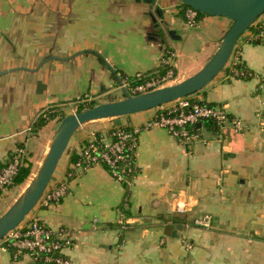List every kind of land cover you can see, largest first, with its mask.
I'll list each match as a JSON object with an SVG mask.
<instances>
[{"label": "crops", "instance_id": "obj_1", "mask_svg": "<svg viewBox=\"0 0 264 264\" xmlns=\"http://www.w3.org/2000/svg\"><path fill=\"white\" fill-rule=\"evenodd\" d=\"M185 9L180 0H0V164L18 146L32 160L43 156L60 122L56 116L37 126L49 107L59 109L82 93L91 96L89 105L123 99L110 94L128 77H153L170 65L175 82L198 71L232 20L200 16L190 27ZM161 20L168 26L157 27ZM234 50L246 78L234 75L230 59L190 98L224 107L243 121L241 131L199 122L197 138L187 143L163 128L142 131L129 184L102 166L74 161L90 133L140 127L158 108L74 133L50 181L65 183L67 193L28 216L73 232L64 251L73 264H264V43L244 33ZM31 140L34 151L26 147ZM177 201L187 203L185 213L175 211ZM204 214L212 217L209 228L193 223ZM0 264L33 262L13 259L0 243Z\"/></svg>", "mask_w": 264, "mask_h": 264}, {"label": "built area", "instance_id": "obj_2", "mask_svg": "<svg viewBox=\"0 0 264 264\" xmlns=\"http://www.w3.org/2000/svg\"><path fill=\"white\" fill-rule=\"evenodd\" d=\"M185 20L188 26L194 27L198 19V11L189 6L186 7ZM253 28L245 32L250 41L264 43V13L252 24ZM172 55V53H170ZM238 54L233 51L230 59L237 60ZM164 65H170L164 60ZM236 77L243 75V72L234 71ZM177 74L171 65L163 74L144 77L141 74L135 76V81L128 78L121 83V88L128 95L141 94L176 81ZM92 98L85 94L76 97L75 103L85 105ZM176 103L157 107L156 113L150 117L142 126L137 128L115 127L107 131L92 132L86 144L82 147L75 167H90L99 165L119 182L129 184L130 180L138 171V146L139 135L142 131L153 128L166 129L173 137L181 143L197 138L194 134V127L203 120H211L221 128H231L234 131H241L244 128L242 120L231 117L222 106H208L198 103H191L188 98H182ZM60 109L49 107L48 113H56L57 116H64ZM192 127L193 132L188 130ZM27 156L24 146L16 147L7 157L6 162L0 164V196L7 188L14 184L21 165ZM67 193V185L50 184L45 189L39 200L40 205H49L59 202ZM187 203L177 201L175 211L183 214L187 210ZM194 225L209 228L212 217L208 214L193 219ZM120 228L125 229L127 223L123 218L119 220ZM3 250L10 252L13 259L23 256L29 257L33 264H73L70 258L64 253L73 244V232L62 228H51L36 219L25 218L18 226L10 230L1 240ZM186 248L191 244L185 243Z\"/></svg>", "mask_w": 264, "mask_h": 264}, {"label": "water", "instance_id": "obj_3", "mask_svg": "<svg viewBox=\"0 0 264 264\" xmlns=\"http://www.w3.org/2000/svg\"><path fill=\"white\" fill-rule=\"evenodd\" d=\"M151 2V0H146ZM186 6L208 16H223L232 20L231 26L220 40L217 49L206 63L189 77L134 96L124 92V98L95 104L82 111L63 117L53 132L39 167L25 189L0 215V240L18 226L26 215L36 206L49 185L55 168L67 150L74 133L83 125L119 116L150 110L163 104L185 98L203 89L225 67L235 45L248 28L264 13V0H180ZM158 26H168L161 20ZM160 35L180 38L175 30H168ZM158 34V35H159ZM119 83L121 81L119 80ZM37 85H40L38 82ZM200 125V123H197Z\"/></svg>", "mask_w": 264, "mask_h": 264}, {"label": "rangeland", "instance_id": "obj_4", "mask_svg": "<svg viewBox=\"0 0 264 264\" xmlns=\"http://www.w3.org/2000/svg\"><path fill=\"white\" fill-rule=\"evenodd\" d=\"M204 15H202V17H210V16H207V15H205V16ZM197 22H198V19H197ZM197 22H196V24H197ZM173 83H175V81L172 82V83H170V84H173ZM84 94L85 93H82L81 95H84ZM115 96L116 97H123L124 96V93L121 90L116 89V90H114L110 94V97L111 98H113ZM73 101H75V98H72L71 99V103L66 104V105L60 107L59 108L60 109L59 111L61 113H63V114L68 113V112H69V114L70 113H75L76 110H77V108L79 107V105L76 104ZM92 105H95V104H92ZM87 106H90V105L89 104H85L84 105L85 108H87ZM92 123H94V122H92ZM36 143H37L36 140L28 141L27 144H26V147L29 148L30 150H33L34 151L35 144ZM27 154H28V152H27ZM41 159H42V155H39V157H37V159L32 160L33 165H32V168H31V174L29 175V177L27 178V180L21 186H17L15 184H13L12 186H10V187L7 188L6 192H8V193L5 195V197L2 200V202L0 201L1 202V207H0L1 214L9 207V205L15 200V198L18 197V195L25 189V187L27 186V184L32 180L33 176L35 175V173H36V171H37V169L39 167V164H40ZM62 161H63V158L60 159L58 165H61ZM36 205H39V203H37ZM28 216H29V214L26 215V219L28 218Z\"/></svg>", "mask_w": 264, "mask_h": 264}, {"label": "trees", "instance_id": "obj_5", "mask_svg": "<svg viewBox=\"0 0 264 264\" xmlns=\"http://www.w3.org/2000/svg\"><path fill=\"white\" fill-rule=\"evenodd\" d=\"M182 5L185 6V7H187L184 3H182ZM202 15H204V14L201 13V12H198V17H200V16H202ZM251 28H253V25H251V26L248 28L247 31H249ZM247 31H246V32H247ZM251 42H252V41H251ZM252 43H256V42L253 41ZM234 52H235V50H234ZM232 68L234 69V71L243 72V75H241L240 78H243V77L246 78V75L248 74V71L246 70V68H245V67L243 66V64L241 63L239 55H238V57H237V60L232 61V67H231V69H232ZM163 72H164V71H163ZM128 79L131 80V81H135V77H128ZM196 93H198V91H197ZM194 94H195V93H194ZM192 95H193V94H191V95H189V96H187V97H185V98H188V99L191 101V103H198V104H202V105L213 106V105L208 104V103H206V102H204V101L199 102V101H194V100H192V99L190 98V96H192ZM92 106H93V105L87 106V108L92 107ZM84 109H86V108H85L84 105L82 104V105H80V106L77 108L76 112L82 111V110H84ZM56 116H57L56 113H46V116H45V117L42 116V118L39 119V121H38V123H37V126H43V125L47 122V120H49V119H51V118H55ZM64 116H65V115H64ZM64 116L59 117V121L62 120ZM202 122H203V123H210V124H212V125H214V124L217 125L216 122L211 121V120H203ZM217 126H218V125H217ZM195 129L197 130V125L194 127V130H195ZM78 156H79V155H78ZM77 159H78V158H77ZM76 161H77V160H75L74 163H76ZM32 165H33V162H32V153H28L27 156H26V158H25V160H24V162H23V164L21 165V167H20V169H19V172H18L17 176H16L15 179H14V184H15V185H17V186H21V185L27 180V178H28L29 175L31 174V168H32ZM0 214H1V212H0Z\"/></svg>", "mask_w": 264, "mask_h": 264}]
</instances>
